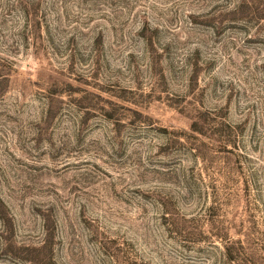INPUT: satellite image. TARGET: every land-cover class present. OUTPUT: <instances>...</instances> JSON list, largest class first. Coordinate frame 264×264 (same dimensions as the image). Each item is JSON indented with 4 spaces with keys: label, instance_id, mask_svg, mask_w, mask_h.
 I'll return each instance as SVG.
<instances>
[{
    "label": "rangeland",
    "instance_id": "rangeland-1",
    "mask_svg": "<svg viewBox=\"0 0 264 264\" xmlns=\"http://www.w3.org/2000/svg\"><path fill=\"white\" fill-rule=\"evenodd\" d=\"M0 264H264V0H0Z\"/></svg>",
    "mask_w": 264,
    "mask_h": 264
}]
</instances>
